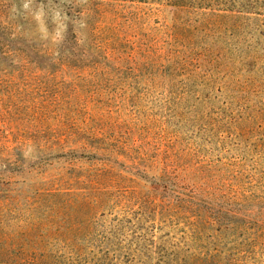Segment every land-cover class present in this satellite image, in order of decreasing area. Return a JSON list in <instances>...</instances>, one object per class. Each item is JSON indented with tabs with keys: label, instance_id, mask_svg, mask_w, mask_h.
Masks as SVG:
<instances>
[{
	"label": "rangeland",
	"instance_id": "1",
	"mask_svg": "<svg viewBox=\"0 0 264 264\" xmlns=\"http://www.w3.org/2000/svg\"><path fill=\"white\" fill-rule=\"evenodd\" d=\"M0 264H264V0H0Z\"/></svg>",
	"mask_w": 264,
	"mask_h": 264
}]
</instances>
